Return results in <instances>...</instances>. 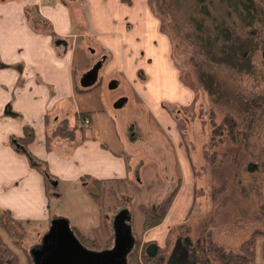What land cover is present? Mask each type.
I'll use <instances>...</instances> for the list:
<instances>
[{
    "label": "rangeland",
    "instance_id": "rangeland-1",
    "mask_svg": "<svg viewBox=\"0 0 264 264\" xmlns=\"http://www.w3.org/2000/svg\"><path fill=\"white\" fill-rule=\"evenodd\" d=\"M83 2L84 0H79V5L83 6ZM104 4L106 5L105 2ZM106 12L107 15H95L92 10L93 28H90L87 19L85 23L77 26L80 39L75 64L82 66V69L90 65L86 60L90 51L87 48L82 50V45L85 44L86 47L89 42L96 41L97 34L102 30L100 23L106 26L104 20H107L108 15L115 19L125 16L124 11L114 9L110 0H107ZM110 27L116 29L114 26H108L107 30ZM169 29L165 33L170 36ZM89 31H93L91 38L84 36L90 34ZM171 40L172 60L180 73V80L192 90L194 101H186L185 104L183 97L182 102L176 104L166 101L164 107L171 118L169 124L164 121L163 125L154 118L138 91L124 75L114 72L115 75L109 78L105 71L106 66L99 71L96 87L76 91L74 100L70 103L72 108L64 117H60L53 124L51 118L47 120L51 142L48 146L45 135L42 142L37 138L39 141L36 153L29 147L19 149L17 144V139L22 135L19 136L16 123L20 124L22 130L24 127L33 128L37 134L35 127L26 123V118L10 117L8 114V117L0 118V139H3L4 146L13 150L17 156V159L4 156L0 150V233L19 255L20 264H28L24 251L27 250L31 254L32 250L40 247L54 221L63 219L69 228L75 227L88 235L101 220V207L92 198V192L95 191L92 181L86 182L82 175L77 181H64L59 178L52 180L51 161L57 159L65 163L69 159L62 147H55L52 143L57 140V144L63 142L72 149L77 146L71 144L70 140L52 137L53 129L58 121L66 117L74 122L77 112H91V125L85 130L86 139L99 141L106 150L126 157L130 181L109 184L102 193V209L110 223L118 210L125 209L133 219L131 226L134 238L144 242L151 241L144 236L148 231L141 234L143 214L138 210L139 205L162 204L174 189H179L184 180L177 145L185 148L186 155L191 158L190 174L187 173L186 183L183 182L182 185L184 191L181 198L184 199L180 198L175 212L169 214L165 225L159 228H165L159 245L166 250L158 264H167L168 258L174 256V248L179 243L189 253L188 257L184 258L188 264H226L227 257L240 252L241 243L249 239L252 232L264 231V214L261 209L264 205V184L260 181H264V115L257 124L251 126L243 143L241 139L236 142L230 140L228 126L223 128L225 131L222 138L214 136L213 131L222 129V123L227 118L232 117L238 127L242 126L243 120L235 110L217 104L202 90L196 81V70L191 62L195 56L194 49L181 39L171 37ZM95 49L102 53L98 47ZM114 62L118 64L117 61ZM263 67H259L256 75V89L259 92L264 91ZM113 78L119 83L116 88H110ZM143 78L140 74V79ZM253 80L244 79L243 86L252 88ZM78 86L81 87V80L78 81ZM123 98L126 102L121 107H115ZM4 122L7 125L4 126ZM174 129L178 132L176 140L170 135L175 134ZM252 151L255 156L251 155ZM20 156L26 162L23 163ZM30 156L46 162L47 167L44 163L39 164L38 161L30 159ZM257 161H262V167H257L256 171H248V164L256 165ZM32 173H38L42 180L46 176L51 183L52 190L48 194L45 192V209H39ZM61 174L62 178L69 177L68 170ZM18 176L22 182L20 179L14 181ZM16 187H25L24 202L20 201L17 193L11 194ZM9 206L25 209V219L15 217L13 219L16 223L6 220L11 234L7 230L5 232L1 225L2 213H11ZM152 231L150 235L155 233ZM108 239L105 249L113 247V229ZM14 241H18L16 246ZM213 245L222 248L224 255L211 254ZM263 252L264 246L259 243L255 264H264Z\"/></svg>",
    "mask_w": 264,
    "mask_h": 264
},
{
    "label": "crops",
    "instance_id": "crops-1",
    "mask_svg": "<svg viewBox=\"0 0 264 264\" xmlns=\"http://www.w3.org/2000/svg\"><path fill=\"white\" fill-rule=\"evenodd\" d=\"M92 1L84 0L82 6L79 0H0V118H26V123L33 125L37 131L35 140L28 146L35 153L37 138L42 142V137L48 135L47 120L51 118L53 124L69 112L76 91L85 89L78 86V81L98 61L103 63L101 68L106 66L109 78L115 75L114 72L124 75L138 91L146 108L163 125L164 121L169 124L171 120L164 107L166 101L176 104L182 102V97L185 104L186 101H194L192 90L180 80V73L172 60L171 37L164 32L160 18L153 13L151 0H131V5L121 0H110L114 9L124 11L125 16L115 19L108 15L104 20L107 25L100 23L102 30L97 34L96 41L81 47L90 51L86 58L89 67L82 69V66H76L75 55L80 39L77 26L87 19L90 28L94 27L92 10L95 15L108 14L107 0ZM108 26L116 29L110 27L107 30ZM89 32L84 36L91 38L93 31ZM95 47L102 53H98ZM140 74L143 79H140ZM112 80L117 83L116 86L119 85L116 79ZM16 126L21 136L22 127L19 123ZM174 130L175 134L170 135L176 140L178 132ZM87 139L81 140L73 149L63 142L57 144V140L52 143L55 147H62L64 154L69 156L65 163L57 159L51 161L50 171L55 180L77 181L81 175L102 181L129 179L125 156L106 150L99 141ZM177 148L184 180L162 224L144 235L158 245L165 229L159 228L165 225L169 214L175 212L183 195V182L186 183V175L190 174L192 166L186 149L178 145ZM0 150L4 156L17 159L13 150L4 146L3 139H0ZM41 151L43 153L44 149ZM20 160L26 162L22 156ZM64 170L69 171L68 178H62ZM35 174L32 173L31 177L36 183V200L39 209H45V183L38 173ZM18 179L22 182L19 176L14 181ZM24 189L16 187L11 194L17 193L20 201L24 202ZM9 207L14 219H25V209ZM151 231L155 233L150 235Z\"/></svg>",
    "mask_w": 264,
    "mask_h": 264
},
{
    "label": "trees",
    "instance_id": "trees-1",
    "mask_svg": "<svg viewBox=\"0 0 264 264\" xmlns=\"http://www.w3.org/2000/svg\"><path fill=\"white\" fill-rule=\"evenodd\" d=\"M121 2L131 5V0H121ZM151 2L154 13L161 20L164 32L167 33L170 28V36L173 39H181L194 49L195 56L191 62L196 70V81L202 90L208 93L217 104L235 110L243 120L242 126L238 127L233 118L229 117L222 123V129L214 130L213 135L222 138L225 131L223 128L226 129L228 126L230 140L236 142L241 139L243 143L248 130L264 115V91L259 92L256 89V75L259 67L264 66V0H151ZM244 79H254L252 88L243 86ZM90 115L91 112H77L74 115V122L67 117L58 121L53 129L52 137L70 140L71 144L77 145L81 140L86 139L85 130L90 125ZM46 136L49 146L51 141L49 136ZM35 138L33 128L24 127L22 136L17 139L19 149H28L27 147ZM251 155L255 156L253 151ZM30 157L39 164L44 163L47 167L46 162L37 160L34 156ZM257 162L256 165L248 164L247 170L256 171L257 167H262L260 164L262 161ZM48 179L44 176L46 194L52 190ZM83 179L86 182L92 181L91 184L95 190L92 192V198L101 207V220L88 235L75 227L71 229L76 239L86 249L103 251L107 249L105 246L109 242V233L112 232L113 227L102 209L104 199L102 193L106 191L109 184H123L130 179L102 181L86 175ZM52 180H55L54 177ZM262 180L260 181L264 184ZM178 191V188L174 189L162 204L139 205L138 210L143 214L141 234L162 224ZM261 209L264 214V205ZM7 219L16 223L9 211L3 212L1 225L5 232L9 231ZM132 221L133 219L130 225ZM11 232L8 233L11 234ZM252 233L249 239L241 243L240 252L227 257L226 264H255L258 244L264 246V231L258 230ZM16 244L18 241H14L15 246ZM165 250L166 248H161L154 240L144 242L136 237L127 262L128 264H158ZM24 252L28 264H34L32 255L27 250ZM188 254L179 243L174 248V256L168 258L167 264H188V261H184ZM211 254L223 256L224 252L222 248L213 245ZM0 264H20L19 255L4 240L1 233Z\"/></svg>",
    "mask_w": 264,
    "mask_h": 264
},
{
    "label": "water",
    "instance_id": "water-1",
    "mask_svg": "<svg viewBox=\"0 0 264 264\" xmlns=\"http://www.w3.org/2000/svg\"><path fill=\"white\" fill-rule=\"evenodd\" d=\"M72 1V0H69ZM103 63L98 61L81 79V86L85 89L95 85L98 72ZM117 83L111 82L110 88H116ZM126 99L119 100L115 107H121ZM131 216L125 209L116 212L112 219L113 247L103 251L86 249L76 239L73 231L63 219L54 221L43 244L32 250L34 264H128L127 257L133 249L135 238Z\"/></svg>",
    "mask_w": 264,
    "mask_h": 264
}]
</instances>
